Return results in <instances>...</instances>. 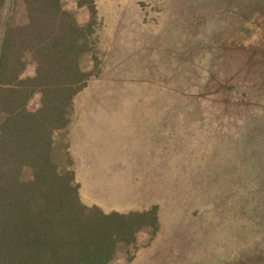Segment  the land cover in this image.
<instances>
[{"label": "rangeland", "instance_id": "374dc122", "mask_svg": "<svg viewBox=\"0 0 264 264\" xmlns=\"http://www.w3.org/2000/svg\"><path fill=\"white\" fill-rule=\"evenodd\" d=\"M96 2L93 55L81 58L93 75L56 131L55 159L75 167L86 204L158 205L156 234L139 231L137 249L119 250L110 264H232L264 230L242 213L264 212V16L250 36L261 45L232 48L229 33L227 53L215 0ZM65 3L89 20L87 7ZM245 59L249 69L235 74ZM38 105L35 95L28 107Z\"/></svg>", "mask_w": 264, "mask_h": 264}, {"label": "trees", "instance_id": "16d2710c", "mask_svg": "<svg viewBox=\"0 0 264 264\" xmlns=\"http://www.w3.org/2000/svg\"><path fill=\"white\" fill-rule=\"evenodd\" d=\"M215 1L225 22L221 51H228L229 33L232 48L260 44L250 36L260 28L264 0ZM65 2L0 0V264H110L119 250L137 245L139 231L154 236L159 228L157 204L106 212L84 203L75 167H61L55 159L56 131L67 125L74 95L93 75L81 58L93 55L97 23L96 0H77L76 6L89 10L86 23ZM241 63L235 74L249 69L247 59ZM243 73L250 86L252 72ZM35 95L39 105L31 110L28 103ZM246 197L239 204L245 206ZM242 213L264 221V212L249 206ZM258 232V247L248 255L243 248L232 264H264V246H259L264 230Z\"/></svg>", "mask_w": 264, "mask_h": 264}]
</instances>
